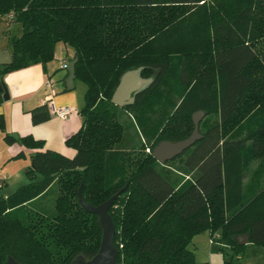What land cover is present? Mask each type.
Segmentation results:
<instances>
[{"label": "trees", "instance_id": "16d2710c", "mask_svg": "<svg viewBox=\"0 0 264 264\" xmlns=\"http://www.w3.org/2000/svg\"><path fill=\"white\" fill-rule=\"evenodd\" d=\"M196 6L204 9L200 22L208 20L200 26ZM2 19L6 36L14 23L21 29L9 40L12 63L3 74L46 66L63 42L74 48L76 78L88 88L82 126L66 139L76 154L38 149L30 154L31 181L0 197V264L9 257L22 264L93 258L103 228L82 206L80 189L97 206L126 188L109 210L118 264H208L189 247L207 231L211 244L226 243L236 252L246 245L239 235L250 234V242L264 247V187L249 200L243 191L246 153L264 157V0H0ZM173 31L176 54L163 52L161 38ZM138 67L144 78L156 79L133 104L115 105L122 75ZM199 110L205 112L203 136L160 163L154 147L188 138ZM31 113L35 124L52 116L47 104ZM126 113L136 137L127 133ZM5 140L16 139L7 133ZM19 143L45 145L32 135ZM25 156L20 151L15 158ZM172 164L194 177L182 183L185 173ZM54 188V208L41 206Z\"/></svg>", "mask_w": 264, "mask_h": 264}, {"label": "crops", "instance_id": "0c3cea01", "mask_svg": "<svg viewBox=\"0 0 264 264\" xmlns=\"http://www.w3.org/2000/svg\"><path fill=\"white\" fill-rule=\"evenodd\" d=\"M3 21L0 22V51L9 50L12 54L9 41L3 43L8 28V23ZM14 25V27L20 28L18 23H14ZM65 45L67 46L66 55L59 59L56 64L58 67L52 63L57 58L56 54L55 58L46 66L35 64L3 74V65H0V85L4 75L5 86L9 88L10 92L8 98L10 101H7L3 95L4 91H0V113L4 114L6 120V129L0 130V156H4L3 159H8L7 164L12 167L4 172L5 179L0 175L2 181L0 187L4 183L8 184L9 187V190L2 189L0 197L12 195L20 186L31 181L27 174V169L32 164L30 154L38 149H50L70 157L76 154V150L66 144V139L82 126L83 115L81 111L86 104L88 87L85 82L83 88L79 87L81 80L75 78L74 87L72 89L67 88L66 78L69 75V67L63 68L61 63L67 61L70 65L75 56V51L72 46ZM68 47H72V53ZM51 99L57 107H71L75 110L66 119L51 113L52 116L49 120L39 124L33 123L31 111L41 105H48ZM7 133L11 136L17 134L19 138L13 136L16 140L9 144L4 139ZM26 135H32L35 139L44 141V147L33 149L20 144L19 139ZM20 151H24L26 156L15 158Z\"/></svg>", "mask_w": 264, "mask_h": 264}, {"label": "rangeland", "instance_id": "374dc122", "mask_svg": "<svg viewBox=\"0 0 264 264\" xmlns=\"http://www.w3.org/2000/svg\"><path fill=\"white\" fill-rule=\"evenodd\" d=\"M192 12L194 13L195 18L198 22L197 24L199 25L200 20H204L205 14L203 7L196 6L192 9ZM207 21L208 20L200 23L205 24ZM20 34H21V29L18 26L13 27L12 33L8 34L5 37L4 41L3 39L2 41L3 43H8V41L12 37L19 36ZM178 42H179V35L176 33V31L165 34L161 38L160 50H162L163 52L170 51L169 53L176 54L175 49L178 45ZM66 47L67 46L63 42L57 44V47L55 49V54L57 58L52 61V63H54L53 65L58 67V65L56 64L58 63L59 59H61V57L63 58V56L66 55ZM68 48L70 49V53H72V47H68ZM4 78L5 77L3 75L1 78L3 80L1 82L5 81ZM84 85H85L84 82L79 81V87L83 88ZM6 88L8 90V93L10 94L9 88L8 87ZM3 95L5 97L6 93L4 92ZM7 101H10V99H7ZM208 118L211 121H213L216 118V115L212 114ZM122 120L124 121L125 124L129 125V128L127 129V133L131 134L132 137H136V127L133 117L130 116L128 113H126L125 115H123ZM3 158L4 156H0V175L2 176V178L5 179L6 176L3 174L5 171L10 169L11 166L7 164L8 159H3ZM246 158L248 163L246 162L247 168H246V177L244 178L243 181V191L245 193V199L249 200L255 195L256 192L260 191L264 187V157L263 156L250 157V150H249L246 153ZM179 161L180 160L176 161L177 165L179 164ZM172 166L178 169V166H175L173 164ZM178 170L181 173H185L184 175L181 174L182 183L186 180L192 179L195 175V172L193 173L190 171H184L181 170L180 168ZM41 178L42 176L39 175L37 179L40 180ZM8 188H9L8 184L4 183V185L0 187V195L2 194L1 193L2 189L9 190ZM55 198H56V188H54L51 191L50 197H47L40 202V205L45 206L48 209L51 208L53 209L55 206ZM189 247L195 252V257L199 262H208V264H224L226 260L234 259L239 264H264V247L257 245L253 242H249L248 244L243 246L242 249L237 250L236 252L226 243L215 241L214 244H211L210 233L208 231L205 233L197 234L193 238V241L190 243Z\"/></svg>", "mask_w": 264, "mask_h": 264}, {"label": "water", "instance_id": "95a60500", "mask_svg": "<svg viewBox=\"0 0 264 264\" xmlns=\"http://www.w3.org/2000/svg\"><path fill=\"white\" fill-rule=\"evenodd\" d=\"M78 61V57H74L69 65V75L66 78V86L68 89H72L75 85V65ZM12 63V54L9 50L0 51V65H10ZM143 67H138L136 69L128 70L125 72L120 80V83L115 90L112 102L124 108L135 102L138 93L147 89L148 86L156 79L155 77L144 78L142 76ZM0 91L6 93L5 98H9V93L6 86H0ZM205 112L199 110L194 113V130L192 134L183 140L171 141L163 140L158 145H156L152 151L153 156L162 164L173 158L181 155L185 150L191 147L197 140H199L203 135L200 132V123ZM15 138H19V135L13 134ZM33 163V161H32ZM126 188L119 191L117 194L112 196L106 202L100 205H92L88 203L83 194L82 190H79V200L82 206L91 213H95L99 216V222L103 228V239L99 252L91 259H86L84 256L77 257L73 264H118L117 258L119 250L114 243L116 227L111 214L109 213L111 205L114 203L116 198L124 192ZM237 240L240 244L245 245L250 242V234L239 235ZM5 264H22L13 257H9Z\"/></svg>", "mask_w": 264, "mask_h": 264}, {"label": "built area", "instance_id": "2783aa9c", "mask_svg": "<svg viewBox=\"0 0 264 264\" xmlns=\"http://www.w3.org/2000/svg\"><path fill=\"white\" fill-rule=\"evenodd\" d=\"M14 12H10L9 15L12 17ZM63 68H68L69 67V62H64L62 64ZM48 107L51 111L52 114L58 115L59 117L66 119L69 117V115L75 110L71 107H57L54 103V101L51 99L48 103ZM147 151L151 152V149L148 148ZM0 184H1V178H0ZM218 236V234H216ZM212 242L214 241V237L211 240Z\"/></svg>", "mask_w": 264, "mask_h": 264}]
</instances>
